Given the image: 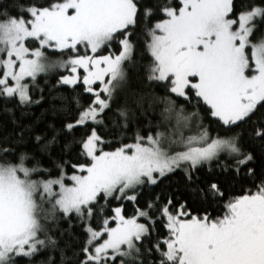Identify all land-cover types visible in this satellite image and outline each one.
I'll return each instance as SVG.
<instances>
[{"label": "snow or ice", "instance_id": "obj_1", "mask_svg": "<svg viewBox=\"0 0 264 264\" xmlns=\"http://www.w3.org/2000/svg\"><path fill=\"white\" fill-rule=\"evenodd\" d=\"M0 98V264H264V0H14Z\"/></svg>", "mask_w": 264, "mask_h": 264}, {"label": "trees", "instance_id": "obj_2", "mask_svg": "<svg viewBox=\"0 0 264 264\" xmlns=\"http://www.w3.org/2000/svg\"><path fill=\"white\" fill-rule=\"evenodd\" d=\"M14 3V0H0V9L5 7H11ZM139 59V57H138ZM41 85L43 86V81H41ZM49 105L41 104V105H33L30 109H25L24 114H22L19 108H16L13 103H5V101L0 98V144L15 143L16 139L21 135V130L25 129L23 135L25 137L24 147L27 150H34L37 148V145L34 141L35 135L45 134L47 129V125L56 122L57 127L60 126V120L57 117H54L50 111H47ZM8 109H12V111H8ZM28 126H31L30 128ZM50 135V132H49ZM77 137L80 135L79 131L75 134ZM71 140V137L68 138ZM66 141L64 138H61L60 143L52 146V152L59 153L60 149L63 147V144ZM254 147V146H250ZM257 155L259 157V148L255 147ZM68 158V157H66ZM47 158L45 157V160ZM259 159L257 163L259 164ZM207 169L205 168L201 175L206 174ZM179 179V177H172L170 180H165V185L172 184L175 186V181ZM159 191V188L156 189ZM131 210V206H129V211ZM55 260L59 261V252L53 251L52 253ZM71 255V253H69Z\"/></svg>", "mask_w": 264, "mask_h": 264}]
</instances>
